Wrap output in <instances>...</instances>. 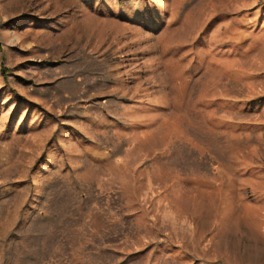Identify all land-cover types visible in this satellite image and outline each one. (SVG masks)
I'll list each match as a JSON object with an SVG mask.
<instances>
[{"label": "rangeland", "instance_id": "1", "mask_svg": "<svg viewBox=\"0 0 264 264\" xmlns=\"http://www.w3.org/2000/svg\"><path fill=\"white\" fill-rule=\"evenodd\" d=\"M0 264H264V0H0Z\"/></svg>", "mask_w": 264, "mask_h": 264}]
</instances>
